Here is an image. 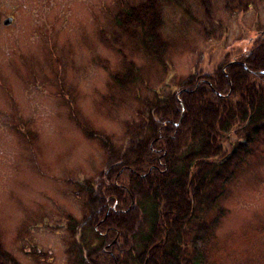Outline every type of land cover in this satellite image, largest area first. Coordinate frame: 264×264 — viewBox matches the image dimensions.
<instances>
[{
    "label": "rangeland",
    "instance_id": "rangeland-1",
    "mask_svg": "<svg viewBox=\"0 0 264 264\" xmlns=\"http://www.w3.org/2000/svg\"><path fill=\"white\" fill-rule=\"evenodd\" d=\"M142 1L0 0V264H70L69 218L88 214L80 186L107 171L104 139L120 149L144 101L178 97L190 75L222 77L264 53V0H209V10L154 0L168 44L160 62L115 22ZM130 62L140 81L124 91L113 76ZM228 137L219 147L234 178L222 196L212 189L215 208L203 213L204 261L264 264V123L250 138ZM240 141L247 151L232 155Z\"/></svg>",
    "mask_w": 264,
    "mask_h": 264
},
{
    "label": "trees",
    "instance_id": "trees-1",
    "mask_svg": "<svg viewBox=\"0 0 264 264\" xmlns=\"http://www.w3.org/2000/svg\"><path fill=\"white\" fill-rule=\"evenodd\" d=\"M201 2L209 10V0ZM157 6L144 0L115 22L162 62L168 44ZM263 54L231 62L222 77L219 72L208 80L190 75L181 82L178 97L173 93L157 96L153 104L144 101L147 110L140 113L141 122L127 124L120 149L104 139L107 171L80 186L88 214L80 221L69 218L70 264H205L203 213L215 208L218 194L212 189L220 197L234 178L219 137L226 140L234 133L246 139L259 133L264 123ZM139 79L132 62L113 76L124 91L135 88ZM229 144L232 155L237 148L248 149L245 142ZM220 215L221 208L208 220L211 236Z\"/></svg>",
    "mask_w": 264,
    "mask_h": 264
},
{
    "label": "water",
    "instance_id": "water-1",
    "mask_svg": "<svg viewBox=\"0 0 264 264\" xmlns=\"http://www.w3.org/2000/svg\"><path fill=\"white\" fill-rule=\"evenodd\" d=\"M10 20H11V17H10V18H7V19L4 21V24H8Z\"/></svg>",
    "mask_w": 264,
    "mask_h": 264
}]
</instances>
